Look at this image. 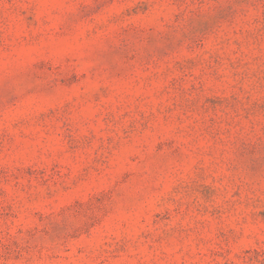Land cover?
Wrapping results in <instances>:
<instances>
[{
    "label": "rangeland",
    "instance_id": "374dc122",
    "mask_svg": "<svg viewBox=\"0 0 264 264\" xmlns=\"http://www.w3.org/2000/svg\"><path fill=\"white\" fill-rule=\"evenodd\" d=\"M0 264H264V0H0Z\"/></svg>",
    "mask_w": 264,
    "mask_h": 264
}]
</instances>
